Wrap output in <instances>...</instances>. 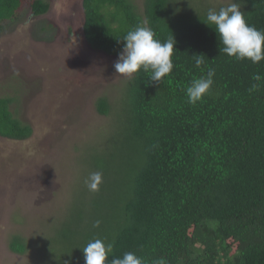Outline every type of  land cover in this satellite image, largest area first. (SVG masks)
<instances>
[{
	"label": "trees",
	"instance_id": "trees-1",
	"mask_svg": "<svg viewBox=\"0 0 264 264\" xmlns=\"http://www.w3.org/2000/svg\"><path fill=\"white\" fill-rule=\"evenodd\" d=\"M230 3L264 31V0H82L93 49L118 57L123 36L147 26L161 42L175 39L174 67L160 83L134 74L115 105L97 99L98 112H115L120 129L109 154L88 162L103 182L97 192L85 182L76 191L78 207L49 241L50 264H84L81 248L97 238L113 245L106 264L125 252L143 264H264V60L220 52L218 34L203 22L209 9ZM24 6L39 16L50 3L0 0V30ZM209 69L210 90L189 104L186 87ZM14 100L0 96V135L29 138L32 126L14 113ZM30 245L21 234L9 243L20 254Z\"/></svg>",
	"mask_w": 264,
	"mask_h": 264
},
{
	"label": "rangeland",
	"instance_id": "rangeland-1",
	"mask_svg": "<svg viewBox=\"0 0 264 264\" xmlns=\"http://www.w3.org/2000/svg\"><path fill=\"white\" fill-rule=\"evenodd\" d=\"M48 1L45 14L24 6L0 30V96L15 98L12 110L33 130L0 135V264L51 263L49 241L78 207L93 155L109 154L120 129L115 112L96 107L100 96L115 105L124 95L118 57L86 41L82 0ZM15 234L31 244L25 254L10 249Z\"/></svg>",
	"mask_w": 264,
	"mask_h": 264
},
{
	"label": "clouds",
	"instance_id": "clouds-1",
	"mask_svg": "<svg viewBox=\"0 0 264 264\" xmlns=\"http://www.w3.org/2000/svg\"><path fill=\"white\" fill-rule=\"evenodd\" d=\"M203 22L214 28L218 34L219 42L223 45L220 52L237 60L248 59L254 64L264 60V31L247 23L238 4L230 3L221 7L219 11L209 9ZM123 41V49L114 63L115 72L119 76L132 78L142 70L149 73L148 77L151 81L160 83L172 72L175 39L161 42L155 38L151 28L137 26L123 36ZM203 62L202 57H197L196 67H200ZM214 75V69H209L206 77L192 80L185 89L189 104L194 105L203 99L213 84ZM256 79H259L258 75ZM102 182V173L93 172L90 173L85 184L89 191L97 192ZM99 224L100 221L97 220L93 226L99 227ZM81 249L84 254V264H106L108 256L113 251V245L97 238L89 241ZM109 264H143V260L134 252H125L120 258L113 257ZM158 264H164L163 259Z\"/></svg>",
	"mask_w": 264,
	"mask_h": 264
}]
</instances>
